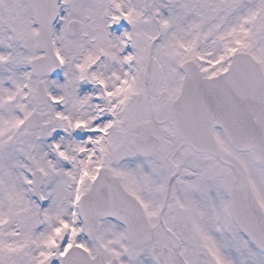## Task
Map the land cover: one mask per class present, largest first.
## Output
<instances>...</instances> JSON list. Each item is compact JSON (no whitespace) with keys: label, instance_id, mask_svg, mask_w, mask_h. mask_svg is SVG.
<instances>
[{"label":"snow or ice","instance_id":"obj_1","mask_svg":"<svg viewBox=\"0 0 264 264\" xmlns=\"http://www.w3.org/2000/svg\"><path fill=\"white\" fill-rule=\"evenodd\" d=\"M0 264H264V0H0Z\"/></svg>","mask_w":264,"mask_h":264}]
</instances>
